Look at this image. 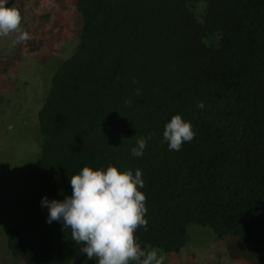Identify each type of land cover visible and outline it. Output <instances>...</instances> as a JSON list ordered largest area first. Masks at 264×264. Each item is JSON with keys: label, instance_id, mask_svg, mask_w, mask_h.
I'll return each mask as SVG.
<instances>
[{"label": "trees", "instance_id": "obj_1", "mask_svg": "<svg viewBox=\"0 0 264 264\" xmlns=\"http://www.w3.org/2000/svg\"><path fill=\"white\" fill-rule=\"evenodd\" d=\"M76 10L79 43L38 111L37 188L6 230L11 253L24 264H96L69 228L46 222L41 199L63 200L84 166L109 165L142 172V246L180 253L198 225L264 247V0H77ZM176 114L195 136L169 151L162 134Z\"/></svg>", "mask_w": 264, "mask_h": 264}, {"label": "rangeland", "instance_id": "obj_2", "mask_svg": "<svg viewBox=\"0 0 264 264\" xmlns=\"http://www.w3.org/2000/svg\"><path fill=\"white\" fill-rule=\"evenodd\" d=\"M76 3L28 0L31 6L24 7L20 26L30 39L9 42L10 50L2 54L10 57H0V264H24L9 250L6 230L20 220V201L37 188L29 167L41 144L38 111L51 77L77 49L81 16ZM190 229V241L180 253L159 251L164 264H264V247L248 246L238 237L218 239L209 227Z\"/></svg>", "mask_w": 264, "mask_h": 264}, {"label": "clouds", "instance_id": "obj_3", "mask_svg": "<svg viewBox=\"0 0 264 264\" xmlns=\"http://www.w3.org/2000/svg\"><path fill=\"white\" fill-rule=\"evenodd\" d=\"M10 0H0V37L15 33L14 44L30 39L20 25V12L9 5ZM135 82V81H134ZM139 95V89L136 90ZM202 109L203 103L197 104ZM190 120L176 114L165 124L162 143L169 151H179L185 142L193 140ZM151 136L140 137L131 148V155L142 157ZM70 196L63 200L42 197L41 207L48 209L46 222L62 223L71 230V239L96 264H164L165 257L150 245H141L134 233L142 227L147 230L145 195L138 189L144 187L142 172L109 165L93 169L84 166L69 179Z\"/></svg>", "mask_w": 264, "mask_h": 264}, {"label": "flooded vegetation", "instance_id": "obj_4", "mask_svg": "<svg viewBox=\"0 0 264 264\" xmlns=\"http://www.w3.org/2000/svg\"><path fill=\"white\" fill-rule=\"evenodd\" d=\"M27 3H28V0H24V1L23 0H10L8 6L12 5L13 7H15L20 12V14H23V12L27 11V10H25L24 7L26 6L27 8H29V6H31V4L27 5ZM21 7H23V8H21ZM21 27L25 28L24 26H21ZM9 36H11V40H8L7 37H9ZM13 40H15L14 33H9V35H7V36L0 37V57L5 56V55H7L6 58L10 57V53L9 54H2V53H5L6 51L10 50V49H8L9 42L11 44V42ZM13 48L14 47H12V50H13ZM8 110H10V109H8ZM4 111H7V109L5 108Z\"/></svg>", "mask_w": 264, "mask_h": 264}]
</instances>
